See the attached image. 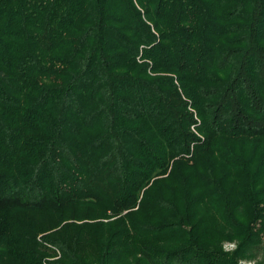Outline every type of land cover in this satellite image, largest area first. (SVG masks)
Instances as JSON below:
<instances>
[{"label":"trees","instance_id":"1","mask_svg":"<svg viewBox=\"0 0 264 264\" xmlns=\"http://www.w3.org/2000/svg\"><path fill=\"white\" fill-rule=\"evenodd\" d=\"M244 260L264 0H0V264Z\"/></svg>","mask_w":264,"mask_h":264},{"label":"rangeland","instance_id":"2","mask_svg":"<svg viewBox=\"0 0 264 264\" xmlns=\"http://www.w3.org/2000/svg\"><path fill=\"white\" fill-rule=\"evenodd\" d=\"M235 248V245L233 243H226L223 246V249L225 251H232ZM241 264H255V261H242Z\"/></svg>","mask_w":264,"mask_h":264}]
</instances>
